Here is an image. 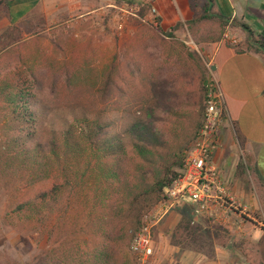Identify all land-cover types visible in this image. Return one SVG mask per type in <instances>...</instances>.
<instances>
[{"label":"rangeland","instance_id":"obj_1","mask_svg":"<svg viewBox=\"0 0 264 264\" xmlns=\"http://www.w3.org/2000/svg\"><path fill=\"white\" fill-rule=\"evenodd\" d=\"M189 1L193 19L164 28L150 1L121 0L93 4L91 10L85 11L68 8L58 21L31 28L27 36L21 34L20 38L8 29V36L0 41V81L27 78L40 92L38 97L57 109L51 112L48 122L60 127L64 120H72L71 113L62 106L75 99L67 93L66 75L78 77L77 84L86 96L83 101L88 104L94 101L88 94L97 89L114 66L122 81H118L120 87L124 91L127 85L130 87L127 96L116 97L108 104L120 107L114 115L122 131L125 113L142 117L145 107L155 106L156 96L139 86V68L154 82L161 99L158 122L166 124L167 107L182 114L183 119L176 122L179 139L173 151L186 159L203 125L214 78L207 46L220 35V42L241 45L233 42L239 38L229 35V27L224 28L216 17L206 16V0ZM191 21L195 22L190 24ZM248 49L254 51L250 45ZM190 53H197L203 61L205 76L201 63L192 61ZM259 54L264 56L262 51ZM225 123L226 120L219 128V144L211 158L219 178L211 191L210 210L198 214L188 204L168 210L165 200L155 205L139 226L144 222L156 225L153 256L148 264H264V181L235 125L231 127L233 148L222 164L216 163ZM0 139H4L1 130ZM87 160L85 156L83 165ZM239 163L243 170L238 171ZM73 167L70 179L74 188H62L53 208L41 213L36 209L17 210L23 195L17 191L28 181L25 172L14 170L0 181L6 187L0 189V264H35L42 254L68 241L76 244L88 238V225L99 213L97 196L105 194L104 176L98 168H81L78 161L73 162ZM181 173L183 177L184 167ZM131 254L138 264L132 251Z\"/></svg>","mask_w":264,"mask_h":264},{"label":"trees","instance_id":"obj_2","mask_svg":"<svg viewBox=\"0 0 264 264\" xmlns=\"http://www.w3.org/2000/svg\"><path fill=\"white\" fill-rule=\"evenodd\" d=\"M8 1L0 0V7ZM206 2L208 18H218L224 28L239 25L252 38L249 45L254 52H264V38H255L250 26L244 23H231L230 18L213 13V1ZM222 39L220 35L210 42ZM189 55L192 61L201 63L205 76L207 69L199 55ZM137 70L139 86L156 96L155 106L145 107L142 117L125 113L122 131L114 115L120 107L108 104L116 97L127 96L130 87L127 85L126 91L120 87L114 66L97 89L88 94L94 100L88 104L83 101L86 96L77 84L78 77L66 75L67 93L75 99L62 106L71 113L72 120H64L60 127L48 122L51 112L57 109L38 97L40 92L33 89L27 78L0 81V130L4 134V139H0V181L14 170L28 176L27 183L17 191L23 193L18 212L52 209L62 188H74L70 179L74 161L87 170L98 168L104 176L105 194L97 196L95 206L99 213L88 225V238L76 244L68 241L42 254L35 264H136L130 251L134 238L131 231L138 229L144 216L166 199L165 188L182 177L185 159L173 149L179 139L176 122L183 116L167 107L166 124L158 122L161 99L154 82ZM32 77L38 83V78ZM54 79L58 77L55 75ZM85 156L87 165H83ZM243 168L239 163L238 171ZM2 188L6 187L0 185Z\"/></svg>","mask_w":264,"mask_h":264},{"label":"crops","instance_id":"obj_3","mask_svg":"<svg viewBox=\"0 0 264 264\" xmlns=\"http://www.w3.org/2000/svg\"><path fill=\"white\" fill-rule=\"evenodd\" d=\"M121 0H10L0 7V41L7 30L28 35L31 28L58 21L68 8L91 10V5H107ZM162 19V27L190 21L194 17L189 0H148ZM212 12L250 26L255 38H264V0H212ZM39 23L41 25H39ZM234 43L209 44L208 57L218 80L226 106V123L221 131V148L216 163L226 160L233 148L232 125L245 141L247 152L255 158L256 170L264 181V56L248 49L251 37L239 25L229 26ZM11 35V34H10ZM247 43V45H243Z\"/></svg>","mask_w":264,"mask_h":264},{"label":"built area","instance_id":"obj_4","mask_svg":"<svg viewBox=\"0 0 264 264\" xmlns=\"http://www.w3.org/2000/svg\"><path fill=\"white\" fill-rule=\"evenodd\" d=\"M226 106L218 80L214 77L206 102V112L194 148L185 159V175L165 188V206L190 205L196 213L210 210L212 188L218 174L211 164L217 150L219 128L226 120ZM156 225L144 222L134 233L131 251L138 264H148L153 256V229Z\"/></svg>","mask_w":264,"mask_h":264}]
</instances>
